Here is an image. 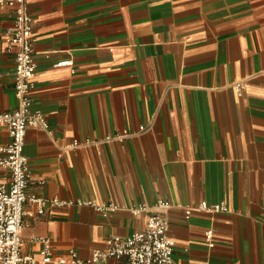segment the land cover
I'll use <instances>...</instances> for the list:
<instances>
[{
  "label": "crops",
  "instance_id": "obj_1",
  "mask_svg": "<svg viewBox=\"0 0 264 264\" xmlns=\"http://www.w3.org/2000/svg\"><path fill=\"white\" fill-rule=\"evenodd\" d=\"M28 5L33 110L48 121L27 127L28 193L117 208L39 213L27 200L22 255L37 262L22 264H52L42 259L41 237L56 254L75 249L87 258L110 236L142 229L160 199L173 202L167 216L179 264H264V0ZM14 21V9L0 6L4 111L18 105L15 52L3 35ZM10 141L0 126V158ZM10 175L0 165V183ZM201 201L225 202L229 210H198ZM139 204L148 210L133 212Z\"/></svg>",
  "mask_w": 264,
  "mask_h": 264
},
{
  "label": "built area",
  "instance_id": "obj_2",
  "mask_svg": "<svg viewBox=\"0 0 264 264\" xmlns=\"http://www.w3.org/2000/svg\"><path fill=\"white\" fill-rule=\"evenodd\" d=\"M0 6L11 7L15 11L14 24L3 35L6 48L15 52V93L18 98V105L14 110L4 111L0 108V126L7 127L11 135L10 143L1 147L5 155L0 158V165L8 167L11 171L10 179L0 183V264L35 263V256L22 255V231L25 226L24 216L27 214V200L37 205L39 213H44L49 206L90 205L100 211L114 210L117 206L90 199L44 198L28 193L33 175L24 152L27 127H48L46 117L33 110L37 72L34 55V16L29 9L28 0H0ZM67 63L68 61H64L58 64ZM236 87L240 91L242 84L238 83ZM74 144L78 146L79 141L75 140ZM41 183H44V180ZM172 206L173 202L170 200H158L157 210L149 214L142 229L128 236H110L104 248L95 249L87 258H82L75 249L56 254L52 250L49 237L38 238L44 243L42 259L52 264H94L106 262L111 258L121 260V264H179L174 258L175 241L169 234L167 211ZM148 207L147 204H139L134 206L132 211L140 213L148 210ZM196 208L211 213L229 210L225 202L201 201ZM191 213L192 208H187V216ZM210 237L211 232H208V238Z\"/></svg>",
  "mask_w": 264,
  "mask_h": 264
}]
</instances>
